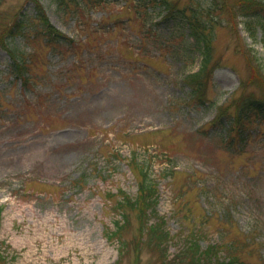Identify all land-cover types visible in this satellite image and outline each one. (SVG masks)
<instances>
[{
	"label": "rangeland",
	"instance_id": "1",
	"mask_svg": "<svg viewBox=\"0 0 264 264\" xmlns=\"http://www.w3.org/2000/svg\"><path fill=\"white\" fill-rule=\"evenodd\" d=\"M136 1L41 0L76 40L69 50L24 31L9 38L34 5L0 0V264H177L192 238L227 264H264V140L233 153L211 127L239 98H264V32L250 36L237 0H172L188 12L216 9L200 101L185 77L200 56L175 51L182 37L167 42L170 27L154 37L161 16ZM4 40L30 53L26 86L9 74ZM136 164L158 183L149 215L170 235L159 247L146 226L139 238L135 210L121 221L123 196L138 192Z\"/></svg>",
	"mask_w": 264,
	"mask_h": 264
},
{
	"label": "trees",
	"instance_id": "2",
	"mask_svg": "<svg viewBox=\"0 0 264 264\" xmlns=\"http://www.w3.org/2000/svg\"><path fill=\"white\" fill-rule=\"evenodd\" d=\"M59 5L69 3L71 0H56ZM99 2L101 0H94ZM104 1V0H103ZM33 3L34 12L33 16H28L24 12L20 18L17 19L14 26L10 29L11 33L9 38H13L18 32L24 31V35L28 39H43V41L51 48H57L60 46H66L69 50L77 46V42L74 38L69 37L67 34L59 30L49 19L46 9L41 0H30ZM137 6L144 8L148 11L152 8L153 12L158 13L161 18L157 22L150 24V30L155 33L154 37L162 35L164 30L171 29L172 33L169 37H165L167 42L174 40L175 36H181L178 38V44L175 46V51L181 50H193L187 56L195 61L196 56H200L199 68L197 71H190L186 74V78L191 85L192 96H200L202 101V94L204 93L206 77L213 71L214 57V44L215 40V25L219 24L218 18L211 16L210 10L216 9L213 6H209L208 9L200 12L198 8H193L190 12L188 9L179 7L172 0H137ZM211 4V3H210ZM236 13L246 17L247 30H249L250 36L256 35L257 28H260L262 33L264 32V0H237L235 4ZM202 15H205L207 19H203ZM158 31L156 28L161 26ZM166 26L165 28H163ZM155 28V29H154ZM175 35V36H174ZM184 44V45H183ZM1 45L7 47L11 61L8 64L9 74L14 76V80H21L22 85L26 86L27 82L32 79L31 68V56L29 52H20V49L11 45V42L4 40ZM195 81H198L193 84ZM197 91V92H196ZM235 111L233 113L219 115L215 120L211 122V127L214 128V134L219 138L223 148L233 153H243L246 146L250 143V139L259 138L264 140V130L261 126H264V98L253 95H245L239 98L236 102ZM205 133H208L206 130ZM134 168L139 176V188L137 194L134 196L124 194L121 200V221L123 224L127 221V216L130 211L135 210L140 218L139 238L143 239V228L147 229L146 241L150 238L156 247L162 245L169 239L170 235L165 225L159 222V220L151 221V212L157 211L158 203V183L150 168L140 164H136ZM150 171H149V170ZM120 221V222H121ZM148 224V225H147ZM124 226V225H123ZM146 226V227H144ZM120 241V237L118 238ZM124 242V241H123ZM198 239H190L188 245L180 250L179 257L176 259L179 264H227L224 258L220 255L216 256L215 245H209L203 249ZM231 244V243H229ZM218 245V244H217ZM232 248L231 245H226L228 248ZM229 248V249H230ZM229 261H240L238 255H231L229 252ZM205 255V257H204ZM197 258V259H196ZM174 258L168 259L164 256L162 264H168L167 261H171ZM175 260V259H174ZM177 263V262H176ZM177 263V264H178Z\"/></svg>",
	"mask_w": 264,
	"mask_h": 264
}]
</instances>
